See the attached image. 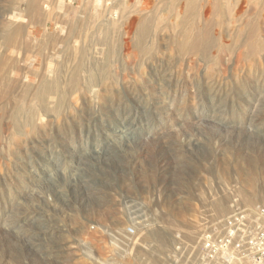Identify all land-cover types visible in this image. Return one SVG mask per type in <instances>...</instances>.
Segmentation results:
<instances>
[{
  "label": "rangeland",
  "instance_id": "374dc122",
  "mask_svg": "<svg viewBox=\"0 0 264 264\" xmlns=\"http://www.w3.org/2000/svg\"><path fill=\"white\" fill-rule=\"evenodd\" d=\"M187 1L0 0V241L11 243L9 264H169L155 255L173 231L193 240L201 213L220 218L232 198L264 205V51H221L219 67L176 48L181 30L203 23L238 44L232 32L252 20L264 50V0ZM52 79L59 115L58 94L35 97ZM249 167L253 189L240 173ZM126 225L138 235L128 247Z\"/></svg>",
  "mask_w": 264,
  "mask_h": 264
},
{
  "label": "built area",
  "instance_id": "2783aa9c",
  "mask_svg": "<svg viewBox=\"0 0 264 264\" xmlns=\"http://www.w3.org/2000/svg\"><path fill=\"white\" fill-rule=\"evenodd\" d=\"M199 224L200 231L193 240L173 231L171 241L164 244L165 250L155 256L169 264H264V205L250 207L232 198L224 215L219 218L201 213ZM134 240L138 241L135 227L126 225L120 243L125 241L128 247Z\"/></svg>",
  "mask_w": 264,
  "mask_h": 264
},
{
  "label": "bare ground",
  "instance_id": "6f19581e",
  "mask_svg": "<svg viewBox=\"0 0 264 264\" xmlns=\"http://www.w3.org/2000/svg\"><path fill=\"white\" fill-rule=\"evenodd\" d=\"M198 1H200V0H198ZM186 4H187V6L192 7L193 5H196L197 4V0H188L186 2ZM30 7H31V5H30ZM221 10L222 9L216 3V12H219ZM241 10H239V12ZM190 13H192L191 10H190L189 14ZM238 26L239 27L237 28V30H235L234 32H232V35H231L233 41H235V42L236 41L237 42L239 41V43L238 44H235L236 45L235 46V45L223 44L222 42H220V40L216 37V35L214 34V32H212L208 28L207 23H205V25L203 23L199 27L198 26H195V25H191V26H189V27H187V28H185V29H183V30H181L179 32V34L181 36V39L178 41L177 46H176L177 52L178 53H182V54H184L186 56H188V55H194V56H196V60H198L200 62H205V61H209L211 63L213 62L214 64L219 65V67H221L222 60H223L220 57V55H218V54H220L221 51L223 53V52H227V51L230 52V51L234 50L236 52V54H238V56H240V57L241 56H244V57L248 56L250 58H254V57L258 58L259 55H260V53L262 51H264L263 50V47H262V42L258 41V34L260 33L259 32L260 26L255 21H252V20H249V21H245L243 23H240ZM145 33H146V31L143 30V29L138 32V38H137V41H136V45H137V48L140 49V50H144L145 49V47H142V45H141V38L143 37V35ZM11 38L12 37H7L6 38L5 42L3 43L5 45V47H9L11 45V43H12V39ZM232 46H235V48L233 49ZM0 60H1V57H0ZM238 63H239V61H238ZM238 63H236V64H238ZM3 64L4 63L0 61V66L3 65ZM238 66H240V65H238ZM9 68L12 69L13 68V65L6 67V71L5 70L4 71L6 73L9 72L10 71ZM245 71H246V69H245ZM77 74H78V71H74L71 74V76H69V78H68L70 87H72V88H75L76 85L78 84V81L79 80H78V75ZM234 74H235V70H234ZM238 74H240V72L237 73V75ZM252 74H254V73H252ZM212 78H214V77H212ZM88 82L89 83H93L94 82L93 74H90L89 75ZM235 87H237V86H235ZM195 89H196V91H199V87L198 86H196ZM244 89H245V87H244ZM52 94H58V98L59 99H58V102L56 103L55 107L53 108V111H54L55 114L59 115V111H58V109H59V101L62 98V95L60 93L59 83H58L57 79H52L51 81H44V82H42L39 85V87L36 89V91H35V97L37 98V100H41V101H43L44 98L49 97ZM197 95H200V94L198 93ZM192 96H194V95H192ZM195 96H196V92H195ZM51 97H54V96H51ZM62 101L63 100H61V102ZM49 102H50V100H49ZM249 164H251V161H249ZM249 168L250 169H248L247 172L246 171L243 172L240 169V173H242V175H241L242 176V181L245 183L246 187L249 188V189H253V187L255 185V182H254L255 175H254V172L251 170V167H249ZM250 198H252V197L250 196ZM177 213L180 216L183 215L182 212H180V211H178ZM2 235L0 234V236H2ZM4 236H6V235L4 234ZM3 237H2V239H3ZM3 240L0 241V262H1V264H9L5 260L8 258L9 255H12V253H11L12 247H11V243L9 241H7V238L6 239H3ZM56 247H58V245ZM12 261L14 263L16 262V261L13 260V257H12ZM37 264H65V262H61V261L58 260L57 256H53L52 258H50L48 260L47 259L45 260L43 258ZM66 264H70V263H66Z\"/></svg>",
  "mask_w": 264,
  "mask_h": 264
}]
</instances>
